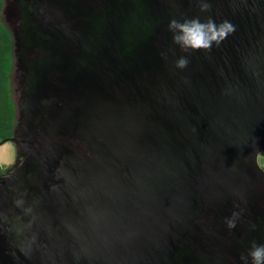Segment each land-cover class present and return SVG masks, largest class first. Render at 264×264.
<instances>
[{
	"label": "water",
	"instance_id": "water-1",
	"mask_svg": "<svg viewBox=\"0 0 264 264\" xmlns=\"http://www.w3.org/2000/svg\"><path fill=\"white\" fill-rule=\"evenodd\" d=\"M197 17L235 30L184 51L169 22ZM0 21L16 147L0 264H251L264 0H2Z\"/></svg>",
	"mask_w": 264,
	"mask_h": 264
},
{
	"label": "clouds",
	"instance_id": "clouds-1",
	"mask_svg": "<svg viewBox=\"0 0 264 264\" xmlns=\"http://www.w3.org/2000/svg\"><path fill=\"white\" fill-rule=\"evenodd\" d=\"M207 8L208 5H204L202 10H207ZM169 30L173 32V43L180 46L182 50L198 51L200 49L211 50L213 44L218 46L235 28L229 21L217 24L211 18L201 21L197 17L183 21L173 19L169 22ZM188 63L187 57H180L176 61V67L184 69ZM235 215L234 213L233 216L235 217ZM227 225L229 228H234L235 220H227ZM248 257L251 258V264H264V244L253 242Z\"/></svg>",
	"mask_w": 264,
	"mask_h": 264
},
{
	"label": "rangeland",
	"instance_id": "rangeland-1",
	"mask_svg": "<svg viewBox=\"0 0 264 264\" xmlns=\"http://www.w3.org/2000/svg\"><path fill=\"white\" fill-rule=\"evenodd\" d=\"M0 0V8H1ZM9 33L0 21V175L13 166L16 159V147L9 140L12 137L15 109L8 82V73L11 70L9 65ZM258 163L264 169V151L258 155Z\"/></svg>",
	"mask_w": 264,
	"mask_h": 264
},
{
	"label": "flooded vegetation",
	"instance_id": "flooded-vegetation-1",
	"mask_svg": "<svg viewBox=\"0 0 264 264\" xmlns=\"http://www.w3.org/2000/svg\"><path fill=\"white\" fill-rule=\"evenodd\" d=\"M10 44H11V41H10ZM10 51V50H9ZM11 64V58H10V52H9V65ZM8 78H9V75H8ZM8 82L10 84V91H11V82L10 80L8 79Z\"/></svg>",
	"mask_w": 264,
	"mask_h": 264
},
{
	"label": "trees",
	"instance_id": "trees-1",
	"mask_svg": "<svg viewBox=\"0 0 264 264\" xmlns=\"http://www.w3.org/2000/svg\"><path fill=\"white\" fill-rule=\"evenodd\" d=\"M9 42H10V39H9Z\"/></svg>",
	"mask_w": 264,
	"mask_h": 264
}]
</instances>
